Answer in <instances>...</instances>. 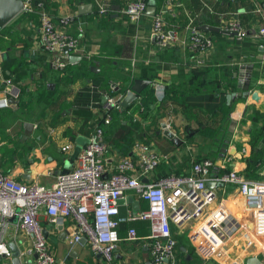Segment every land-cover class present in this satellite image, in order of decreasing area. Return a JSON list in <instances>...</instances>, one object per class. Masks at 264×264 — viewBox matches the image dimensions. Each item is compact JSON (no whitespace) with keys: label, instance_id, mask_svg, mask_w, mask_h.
Listing matches in <instances>:
<instances>
[{"label":"built area","instance_id":"2783aa9c","mask_svg":"<svg viewBox=\"0 0 264 264\" xmlns=\"http://www.w3.org/2000/svg\"><path fill=\"white\" fill-rule=\"evenodd\" d=\"M93 1L97 15L113 10L110 0ZM180 1L164 0L163 6L152 16L150 39L158 46L178 40L180 45L195 55V65H199L214 49L213 37L193 24L192 19L186 25L187 35L179 39L174 30L164 28L166 12L181 4ZM23 2L22 12L39 15V44L50 54L53 67L65 69L74 62L71 60L72 55H78L80 59L82 56L91 59L96 55L80 45V35L68 32L55 22L43 1ZM148 6L149 0H124L122 11L133 23L137 34L143 17L147 15ZM254 11L261 19L258 35L264 37V9L261 2L255 1ZM74 21L79 20L73 15L60 18L63 25ZM79 23V32H82ZM223 29L235 31L239 38L247 35V30L237 18L226 21ZM135 62L132 59L133 65ZM11 82V79L7 80L8 84ZM152 82L155 98L162 101L166 95L165 82L161 79ZM15 87L10 91L11 96L17 98L20 90L15 91ZM112 87L118 89L117 83H112ZM90 89V105L96 108L100 103L97 96L99 90L94 85ZM126 94L125 91L105 96L102 105L104 123H110L111 110L120 108ZM9 95L0 99V107L10 106ZM134 116L141 120L140 111ZM249 145L247 141L242 143L241 153L244 156L249 154ZM71 147V144H66L63 149L69 150ZM109 147L103 126L97 125L79 153L78 164L59 172L51 185L23 182L0 167V256L5 259L4 264H8L7 260L12 258L6 235L11 217H16L17 228L32 238L31 243L21 250V256L25 257L27 263L59 264L44 233L41 222L43 213L53 224L62 225L67 230L66 240L70 246L85 238L92 252L100 254L108 263L113 261L123 224H129L127 238L137 239L138 230L133 225L135 221L149 223L151 264H178L177 240L172 232V223L180 227L190 223V241L203 259H210L227 243L234 229L233 216L226 199L217 201L215 185L225 183L236 185L244 199V210L252 216L254 236L264 237V159L258 163L256 171L246 175L238 169L228 168L231 155L226 153L219 165H216L215 159L204 158L194 162L187 173H170L149 182L143 178L162 161L169 160L167 152L137 140L131 154L121 156L114 167H110ZM209 181L214 186L208 185ZM130 190L146 201L147 207L129 210L123 215L120 201L127 200ZM261 259L264 262V248Z\"/></svg>","mask_w":264,"mask_h":264},{"label":"crops","instance_id":"0c3cea01","mask_svg":"<svg viewBox=\"0 0 264 264\" xmlns=\"http://www.w3.org/2000/svg\"><path fill=\"white\" fill-rule=\"evenodd\" d=\"M110 1L113 7V10L110 11L111 16L115 18L123 16L127 19L128 17L122 11L124 3L121 2V0ZM203 1L205 3V0ZM215 2L216 0H213L212 5L215 4L219 19H221V21H228L232 18L239 19L242 26L247 30V35L243 38H239L236 35L227 33L225 30L222 31V28L221 31L214 32V38L216 39L215 47L205 59H202L205 68L209 71L201 76L213 79L216 78L215 74L219 73L220 79L223 78L221 81L224 80V82L229 84L230 77L228 76L227 71L230 68L231 71L236 70L235 68H237V71H234L236 80L238 81L237 83L240 87H245L249 84V78L253 70L258 69L260 71V74L254 83V87L246 93V99H238L235 103V107L230 114L233 122L232 140H230L227 147H225V149L223 148L224 150L221 151L219 156L215 159L216 165H219L223 156L226 155V153H229L231 155V161L228 164V168L238 169L243 173L247 167V158L250 156L251 146L249 145L250 151H248L249 154L247 153L248 156H244L241 153L242 144L239 146L237 142H244L249 139L247 130L249 129L251 121L248 120L246 124H243L242 118L248 104L252 103L257 107H264V40H260L258 37V27L261 21L259 15H257L255 11L252 10L254 14L250 13L252 8L249 9L248 2L240 1L229 3L227 1L225 7L222 5L224 0H218L216 3ZM46 3L55 22L61 27H64L68 32L82 37L83 31L79 32V22L83 24V21L88 20V28H93L91 33L93 35L98 33V29L92 22L91 16L92 13H95V3L93 0H47ZM89 3H92L93 5L91 12L82 13L79 11L81 5ZM261 5L264 9V0L261 2ZM116 13L118 14L116 15ZM66 15H73L79 21L63 25L60 23V18ZM151 22L152 17L143 19L140 32L136 36V40L138 39L137 41H144L141 44L142 47L137 50L138 53L133 49L131 57L129 58L128 55H124L125 58L130 60L135 59L136 62L143 63L142 67H147L148 65L153 64V61H156L158 65V74L153 80L161 79L162 81L169 83L173 79L184 82L185 80L188 81L187 79L189 78H193L194 75H192L190 69L191 67H196V65L191 66L185 57H182V63L186 67L183 71L177 70V66L180 63L177 64L176 61L170 60L169 58H164L165 60H159L161 58L155 60L154 57L156 50L149 34L151 31ZM6 26L9 27V30L12 33L11 36L14 39L12 40L14 44L11 48L0 50V99L8 96V94H10L9 96L11 97L10 90H12L14 86H18L19 89H21L22 85H27V88H29L30 85L33 88H46L57 94V80L60 81L62 78L67 83V97L61 99H69L73 101V107L77 108L79 105L81 106L86 100L85 92L87 85H85V82L82 81V79L78 78H76L78 79L76 82L68 83L70 80H66V77H69L70 74L72 79L75 78L72 71L70 70L69 73V70H64V72L60 74L58 72L59 69H56L51 65L50 54L43 50L39 44L40 24L37 17H31L30 15L21 12ZM184 28L185 30L182 34L175 31L177 39L187 35L188 30L186 26ZM137 41L134 43V48L137 45ZM120 42L121 41L118 40V43ZM173 43L179 45L178 40H174ZM94 47L99 48V44H93L92 48ZM161 55L163 56L165 53L161 52ZM250 63L253 64L252 68L241 67L242 65ZM259 63H261L260 67L258 66ZM94 66L98 67L97 65ZM142 67L139 68L140 71H142ZM8 79H11L12 81L9 84L7 83ZM92 85L94 84L89 80L88 86L91 88ZM94 86L99 90L97 96L99 97L101 95V101L104 102L105 96L108 94L105 87ZM150 90L153 92V82L150 85ZM254 91L259 93L260 100L256 101L252 99V93ZM18 97L16 98L17 100L19 99ZM45 102L47 103L48 101L45 100ZM60 102L61 101L59 100V103ZM47 105L49 107V102ZM164 107L161 108V110L164 111V116L162 115L159 124L156 125L155 122H149L148 125L145 126L146 128H144V133L153 147L156 146L159 150L167 151L170 158L168 161L160 164V166L154 169L151 173L145 175L143 179L149 182L159 179L168 172L187 173L191 170L192 164L197 162L195 161L197 157L205 156V147L200 148L196 143L205 142V136H200V133L198 134L200 129L205 126L206 114L204 109L195 108L193 115L197 116V118H191L184 112L180 102L169 100L164 103ZM0 108L7 107L3 106ZM11 108L15 111L17 107ZM92 110L99 113L97 116H100L98 106ZM137 111L141 112L140 109L136 110L135 105L131 109V114L134 116ZM14 114L15 113H13L5 122H2V125L0 126L1 129L5 127V130L7 128L6 126H10L15 129V131L16 129L19 130L20 133L19 145L22 148L17 149L13 163L8 167V171L13 177L26 183L38 182L40 184L51 185L55 181L59 172L72 168L78 164L79 153L91 134L89 127L92 124V119H87L86 116H78L75 110L73 112L72 108H68L63 111L62 114L64 117L57 120V123H51L48 125L42 123V133H40L37 131L39 124L31 120H17L16 114L15 116ZM212 118L213 117H209L207 124L215 122L210 121ZM135 119L138 120L137 118ZM26 121H31L36 125L32 132L27 133L25 131ZM138 121L141 123L145 121L142 114L141 120L139 119ZM163 122L168 124V128L172 130L179 139H181V142L176 143L173 139L164 134L162 127ZM1 136L2 135H0V148H12L13 140L8 137L3 139ZM79 139H81V142H78ZM208 140L209 138L207 141ZM66 144H71V149L64 150L63 146ZM78 144L81 145V149L77 155L73 156ZM128 151L129 152L126 154H131L132 148ZM126 154L119 152L113 146V149H110L108 152L109 166L114 167L118 159ZM258 166L259 165L257 164L256 167L252 169L251 173L256 171ZM214 171L216 172V169ZM209 185L214 186L211 181H209ZM215 188L218 192L217 201L219 202L222 199H226L227 204L230 206L231 215L233 216L234 221V229L225 244L226 246L223 245L214 257L207 259L208 263L246 264V258L250 255H258L261 257V252L264 248V237L254 236L252 216L244 210V199L238 192L236 185L233 183H225L224 185L217 184L215 185ZM146 204V201L140 199L134 191L130 190L127 195V200L120 201L121 213L124 215L129 210L136 211L144 209L146 208ZM41 222L44 229L47 231L46 237L48 244L55 254L59 264H151V254L148 246L150 229L147 221H135L133 223L138 230V237L135 240L127 238L128 224H123L121 226L120 240L118 242V247L114 252L112 263L104 261L101 255L99 256L97 253L92 252L86 241H80L76 245L70 246L67 243L66 237L62 238V232L66 229H60L58 225L56 226L53 224L44 213L41 214ZM16 224L17 218L11 217L6 235L9 243L15 242L22 250L26 245L31 243L32 238L19 230ZM186 225L187 234H185L184 237L190 246L194 248L193 250L196 251V253L194 251L195 258L190 254L191 250H187L185 246H182L181 248L184 250L186 257H183L182 255L179 256L177 253V258L180 259L182 256L184 259L188 258V261L192 260V264H196L198 253L188 236L190 223H187ZM251 239H253V241ZM254 243H256L257 246L253 247L252 251H248L249 247ZM23 261H26L25 257L23 258ZM4 262L5 259L1 258L0 264H4ZM7 262L8 264H11V258L8 259Z\"/></svg>","mask_w":264,"mask_h":264},{"label":"trees","instance_id":"16d2710c","mask_svg":"<svg viewBox=\"0 0 264 264\" xmlns=\"http://www.w3.org/2000/svg\"><path fill=\"white\" fill-rule=\"evenodd\" d=\"M46 1L47 0H43L49 11L50 9L48 8ZM212 1L213 0H205L204 3L203 0H181V4L175 5L173 10H168L166 12V23L164 28L171 29L179 32V34H182L185 30L184 27L192 19V23L198 26L207 23L220 26V28L223 29L225 27L226 21H221V19H219L217 16V9L215 4L212 5ZM217 1L218 0H216V2ZM227 1L229 3L240 1L248 2L249 9L252 8L250 12L252 14H254L253 11L255 8V1L263 2V0H224V3H222L223 7H225ZM121 2L124 3V0H121ZM163 4L164 0H155L156 11H159ZM25 14L30 15L31 17H37L39 21V15L37 13ZM91 16L92 22L98 29V33L93 35L91 32L89 33L88 30H85L82 32V37H80V45L91 51H96L97 49V53L100 56L95 55L91 59L82 56L81 59L71 62L65 69H63V72L64 70H69L70 73L71 70L75 75L74 79L71 78V74L69 77H66V80H70L68 83L76 82L78 79H82V81L85 82V85H87L85 92V102L76 108L73 107V101L69 99H59L58 95L54 91L48 90L44 87V89L33 88L30 85L29 88H27V85H22L18 95L19 99L16 110H12L11 107L0 108V126L2 125V122L8 120V118H10L13 113L16 114L17 120L35 121V119H40L42 123L47 125L51 123L55 124L58 122L57 120L64 117L62 114L64 110L72 108L73 112L75 110L78 116H86L87 119H92V124L89 127L91 132L96 128L97 125L103 126L105 138L110 145L109 150L113 149L114 146V148L119 152L126 154L137 140L145 141L149 144L151 143L150 140L146 138L144 133V128H146L145 126L148 125L149 122H155L156 125H158L162 115L164 116V111L161 110V108L164 107V103L168 102L169 100H173L175 102H180L184 112L191 118H197V116L193 115L195 108L204 109L206 118L209 119V117H213L212 120L215 122L208 124L205 123L204 128H201L198 132V134L200 133V136H205L204 143L196 142L200 148L205 147V156L200 155L204 157H197L195 161H199L204 158L216 159L219 156V153L223 151L225 147H227L230 140H232L233 122L230 114L235 107V103L238 99H246L245 95L254 87V83L259 76L260 71L258 69L253 70L249 78V84H247L245 87H240L237 83L238 81L236 80V75L234 72L237 71V68H235L236 70L233 71H231V68L228 69L227 74L230 77V83L228 84L227 82H224V80L221 81L223 78L220 79L218 72V74H215L216 78L213 79L207 78L206 76L202 77L201 75H204L209 70L205 68L204 62H201L199 65H196V67H191L190 72L192 75H194V77L187 79L188 81L185 80L184 82H181L174 79L169 83L165 81L166 95L162 101L156 100L154 93L150 90L149 85L139 94L137 99L134 100L129 107L125 109L118 107L112 109L110 123H104L102 119V96H99L100 103L98 104V112H100V116H97L99 113L92 110L93 108L90 105L91 89L90 86H88L89 80H91V82L98 87H105L108 94L115 95L119 92H127L137 77L146 78L153 81L154 77L158 74V65L156 61H153V64L149 63L150 65L147 67H142L143 63L135 62L133 65L131 60L125 58L122 47L117 41V30L119 28L117 26L118 21L116 20L117 18L111 16L110 11L102 15L92 13ZM150 17L152 16L145 15L143 19ZM0 29V50L11 48L14 44L12 41L14 39L11 36L12 33L10 32L9 27L5 25L0 27ZM205 32L213 37L216 44V39L214 38V32L216 31L205 30ZM91 34L92 36L90 39ZM258 37L260 40H264V37L259 35ZM143 42L144 41H140L137 43L135 46L136 51L142 47L141 44ZM95 43L99 44V48H92V45ZM154 48L156 50L154 57L155 60H158L159 58H161L159 60H165L164 58L174 60L177 64L180 63L177 66L178 71H183L186 68L182 63V57L187 58V61L191 64V66H195L197 62L195 55H193L187 47H183L180 44L178 45L172 42L166 46H158L154 43ZM161 52L165 53V55L162 56ZM92 65H97L99 67V71L94 70ZM258 66L260 67L261 63H259ZM140 67H142V71H140ZM112 83H117L118 89H114L112 87ZM234 92H236L235 98L230 97ZM45 100L49 102V108L54 103L56 104L55 106H57H54L50 113L47 110L48 102L46 103ZM59 100L61 101L60 103ZM39 101H42V104H39ZM135 105L136 110L140 109L141 114L144 116L145 121L143 123L136 120L131 114V109ZM33 110L38 111L36 116L30 115L33 113ZM248 120H250L251 123L249 125V129L247 130L249 139L246 141L251 146V153L247 158V167L243 172L246 175L250 174L252 169L264 159V107H257L252 103L248 104L242 118V123L246 124ZM208 138L209 140L207 141ZM242 143L243 141L237 142L239 146H241ZM2 149L3 147L0 148V167L3 171L9 172L8 167L11 163H13L14 155L17 153V151L14 147L5 148L4 152H2ZM156 149L159 150L157 147ZM6 156L10 158V163L7 168L4 167V158ZM164 162L165 161H162L160 164ZM160 164L157 167H159ZM170 173L172 172H168L163 176ZM176 226L177 225L175 223H172L171 225L173 235L177 240L176 253H178L179 256L182 255L183 257H186L184 250L181 248L182 246H185L187 250H191L190 254L193 256V258H195V250H193L194 248L190 246L184 237L187 232L183 231L181 234L180 230ZM182 256L180 259H178V264H192V260L188 261V258L184 259ZM197 259L198 260L196 261V264H209L208 260L203 259L199 254L197 255Z\"/></svg>","mask_w":264,"mask_h":264},{"label":"water","instance_id":"95a60500","mask_svg":"<svg viewBox=\"0 0 264 264\" xmlns=\"http://www.w3.org/2000/svg\"><path fill=\"white\" fill-rule=\"evenodd\" d=\"M24 7V2L23 0H0V27L7 25L14 17H16L18 14H20L23 10ZM92 3L89 4H83L79 7V11L84 13V12H91L92 11ZM118 9V7H117ZM156 12V5H155V0H149V6L147 7V15L153 16ZM118 13H116L117 15ZM199 27L203 30L207 31H221L222 29L219 26L211 25V24H201ZM224 31V30H222ZM229 34L236 35L237 33L235 31H226ZM80 59V56L78 55H72L71 60L72 61H77ZM242 68H252L253 64H245L241 66ZM92 68L94 70H99L98 67L92 65ZM152 84V81L150 79L146 78H141L137 77L134 80L133 85L130 87V89L127 91V94L124 96V98L121 100V109H125L131 105V103L137 99L138 95L149 85ZM15 91L20 90L18 86L14 88ZM236 93H233L230 97L235 98ZM229 97V98H230ZM252 99L258 101L260 100L259 93L257 91H254L252 93ZM8 102L10 103L11 107L16 108L18 100L14 98L13 96L8 98ZM26 126V132H32L35 124L31 121H26L25 122ZM163 127V132L165 135H167L169 138L173 139L176 143L181 142V139L177 137V135L168 128L167 123L163 122L162 123ZM26 136V135H25ZM88 140V138H87ZM86 140V141H87ZM78 142H81V139L78 140ZM85 144V143H84ZM81 149V145L78 144L77 148L75 150V153L73 156L77 155ZM69 161V160H68ZM67 170V169H65ZM64 170V171H65ZM209 185V183H208ZM60 229H63L62 225H58ZM46 230H44V233L46 235ZM67 236V230H63L62 232V238ZM81 241H86L85 238H82ZM9 246L12 250V258H11V264H27L26 261H23V258L21 256V249L19 246L16 245L15 242H10ZM226 246V245H225ZM257 246L256 243H254L252 246L249 247L248 251H252L253 247ZM100 256V254H98ZM2 256H0V259ZM246 264H264L262 261L261 257L258 255H250L246 258Z\"/></svg>","mask_w":264,"mask_h":264},{"label":"rangeland","instance_id":"374dc122","mask_svg":"<svg viewBox=\"0 0 264 264\" xmlns=\"http://www.w3.org/2000/svg\"><path fill=\"white\" fill-rule=\"evenodd\" d=\"M118 22H117V26L119 27L118 28V30H117V41L119 40V41H121L120 43H118V44H120L121 45V47H122V50H123V52H124V55H128L129 56V58L131 57V55H132V53H133V49H135L134 48V43H136V41L138 40H136V36L138 35L137 33H136V30H135V28H134V25H133V23L127 18H125V17H123V16H120V17H117V19H116ZM88 24H89V21L88 20H85V21H83V24H81V26H82V29H83V32L85 31V30H88L89 31V33L92 31V27H89L88 28ZM88 28V29H87ZM80 31V30H79ZM91 36H92V34L90 35V39H91ZM81 40V39H80ZM139 41H137V43H138ZM84 44H86L85 42H83ZM123 43V44H122ZM82 46V45H81ZM83 47V46H82ZM85 48V47H84ZM86 49V48H85ZM87 50V49H86ZM94 53H96V55L97 56H100L98 53H97V51H93ZM130 60V59H129ZM131 61H132V59H131ZM55 69V68H54ZM56 70V69H55ZM60 70V69H59ZM58 70V72L60 73V74H62L63 73V70H60L59 71ZM56 77H58V76H56ZM56 79V78H55ZM56 88H57V90H58V93H57V95H58V97H59V99H61V98H66L67 96V92L65 91L66 90V88H67V83H66V81H64V79H60V81H58L57 80V85H56ZM61 88V89H60ZM39 104H42V101H39L38 102ZM56 104L54 103V104H52L51 106H50V108L49 107H47V110L49 111V113L52 111V109L54 108V106H55ZM55 107H57V106H55ZM38 114V111H35V110H33V113H31L30 115H32V116H36ZM52 119H54V118H52ZM207 121H208V118H206V116H205V123H207ZM211 122H213V120L211 119L210 120ZM35 123H38V124H40V126H39V128H38V132H40V133H42V122L40 121V119H35V121H34ZM9 124H12V123H9ZM7 128H6V130H5V127H3L2 129H1V131H0V135H2V138L3 139H5V138H10L11 140H13V145H12V147H14L15 148V150L17 151V149H19V148H22L20 145H19V140H20V133H19V130H17L16 129V131H15V129H13V128H11L10 126H6ZM13 127V126H12ZM4 149H5V147H3V151L2 152H4ZM10 158H8L7 156L4 158V167H6L7 168V166H9V163H10ZM179 230H180V232H181V234H182V232L183 231H185V232H187V225L185 224V225H183L182 227H180V226H176ZM82 264V263H81Z\"/></svg>","mask_w":264,"mask_h":264}]
</instances>
